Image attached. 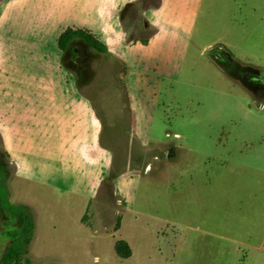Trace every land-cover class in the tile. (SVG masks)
<instances>
[{
  "label": "rangeland",
  "instance_id": "rangeland-1",
  "mask_svg": "<svg viewBox=\"0 0 264 264\" xmlns=\"http://www.w3.org/2000/svg\"><path fill=\"white\" fill-rule=\"evenodd\" d=\"M100 1L91 16L105 15ZM145 2L121 12V56L88 31H63L62 76L100 117L88 112L84 151L61 149L73 128L39 135L31 112L8 123L10 156L0 137L9 200L35 220L14 264H264V0H193L183 18L181 0L168 3L173 16ZM142 15L157 29L144 47L154 28ZM19 57L24 68L0 49V76L12 65L36 73V56ZM22 89L34 90L0 80V99ZM19 230L0 209V262Z\"/></svg>",
  "mask_w": 264,
  "mask_h": 264
},
{
  "label": "crops",
  "instance_id": "crops-1",
  "mask_svg": "<svg viewBox=\"0 0 264 264\" xmlns=\"http://www.w3.org/2000/svg\"><path fill=\"white\" fill-rule=\"evenodd\" d=\"M136 1L101 0V9L104 10L105 15L103 17L99 15L96 18L90 15V0H0V22H4L3 33L0 34L4 42L0 43V49L15 58L10 63H20L23 67L24 63L20 60L25 63H29V60L19 56L31 55L36 56L34 60L36 66L38 63L40 68L50 66L54 69L52 75H45L43 72L40 73V68H36L32 63L36 73L30 75L22 70V67L12 65V68H5L0 76L4 87L13 86L16 83L21 87L34 88L31 94H26L22 89L21 94H11L0 99V111L3 114L0 117V137L7 155L19 143L17 139H12L14 137L7 129L8 123L19 122L17 117L28 112L33 114L32 119L35 126L41 131L39 135L43 137L49 134L54 135L58 132L59 127L69 132L73 128V144L66 139L68 142L65 141L66 143L61 146V149L64 152H70L74 146L76 150L82 151L83 149L84 151L85 144L81 142V137L82 135L86 137L88 134V112L97 116L98 120L100 117L97 107L90 105L87 96L70 93L71 85L66 81V73H64L66 70L58 65L61 55V50L57 45L58 37L68 27L83 29L100 40L109 52L119 54L117 51L119 45L122 49L128 47L127 43H124L126 30L121 12L123 8L125 9ZM173 1L177 2L178 0ZM191 1L193 0H181L180 5L183 9L179 11L178 17L183 18L187 15L186 7ZM168 3L170 0L145 2V7L142 10L154 11L153 14L156 11L168 13L174 6V4ZM169 15L173 16V14ZM142 16L145 21L144 25L154 28V33L150 35L147 42L140 44L144 47L154 41L157 29L144 15ZM103 18L106 19L104 23L101 22ZM98 23H101V29H97ZM66 87L70 88L69 91L66 90ZM101 101L98 100L97 103L99 104ZM156 108L153 107L154 114L158 110ZM77 124L80 126L79 132H77L79 129ZM62 133L60 132V136ZM53 141H56L55 138ZM35 148L38 152L48 153L55 152L58 147L54 143L39 142Z\"/></svg>",
  "mask_w": 264,
  "mask_h": 264
},
{
  "label": "trees",
  "instance_id": "trees-1",
  "mask_svg": "<svg viewBox=\"0 0 264 264\" xmlns=\"http://www.w3.org/2000/svg\"><path fill=\"white\" fill-rule=\"evenodd\" d=\"M66 32L58 37L57 45L60 46L61 39ZM0 209L14 216L19 223V233L12 241L9 249L3 254L0 264H14L20 253L26 250V245L32 239L35 231V220L24 204H13L9 200V188L6 178L0 173ZM115 252L121 258H128L131 255V248L125 240H118L115 243Z\"/></svg>",
  "mask_w": 264,
  "mask_h": 264
}]
</instances>
